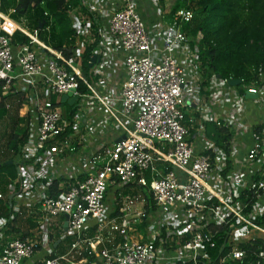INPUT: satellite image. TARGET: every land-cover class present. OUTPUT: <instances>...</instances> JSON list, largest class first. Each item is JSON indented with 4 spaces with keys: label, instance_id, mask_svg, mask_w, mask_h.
I'll return each instance as SVG.
<instances>
[{
    "label": "built area",
    "instance_id": "built-area-1",
    "mask_svg": "<svg viewBox=\"0 0 264 264\" xmlns=\"http://www.w3.org/2000/svg\"><path fill=\"white\" fill-rule=\"evenodd\" d=\"M66 4L75 37L70 58L40 40L39 29L21 27L14 7L0 9L1 96L27 100L18 110L27 136L12 160L15 177L5 174L8 194L0 191V207L10 197L9 215L0 216V264L243 260L241 243L264 235L255 223L264 215V124L250 132L243 154L237 136L227 153L206 138L203 124L215 120L245 131L248 122L235 116L246 94L261 93L264 77L231 86V78L212 75L199 101L197 51L182 30L194 17L191 9H177L166 23L160 6L156 20L144 21L143 0ZM42 22L48 32L52 19ZM16 33L29 44L14 43ZM85 52L95 57L89 73ZM194 107L197 127L188 116ZM19 217L36 223L23 228V237L12 231ZM62 224L64 236H76L65 252L64 237L55 240ZM219 229L228 249L214 258ZM259 258L247 264H264Z\"/></svg>",
    "mask_w": 264,
    "mask_h": 264
},
{
    "label": "trees",
    "instance_id": "trees-1",
    "mask_svg": "<svg viewBox=\"0 0 264 264\" xmlns=\"http://www.w3.org/2000/svg\"><path fill=\"white\" fill-rule=\"evenodd\" d=\"M7 1H0L1 10L9 9L6 5ZM163 1L159 0L161 4ZM172 1L169 16H173L179 8H188L194 13L193 19L182 25V30L197 51L203 77L202 87L208 86V80L212 75L219 78L238 79L243 85L261 83L264 77V0ZM12 7L15 10L12 14L15 20L26 19L30 28L39 29L37 36L40 40L53 49L61 51L65 57H71L69 49L75 37L67 14L66 0H12ZM49 18L52 19V24L48 32L38 27L42 21L47 22ZM199 33L200 37H198ZM13 42L29 44V39L23 34L16 33ZM86 52L82 56L84 71L92 61V57ZM5 96H1L0 84V125L2 126L0 130V160H2L0 191L4 193L2 191L4 188V194H8L9 179L3 176L8 174L10 177H15V165L7 164V162L16 160L27 135L25 127L22 126L24 119L17 115L12 103L9 109L6 108L5 104L10 101V98L5 100ZM203 125L206 138L224 148L228 153L229 140L233 132L227 126L218 125L215 120L206 121ZM228 162V167L231 168L232 160L229 158ZM9 199L10 197L6 196L2 201L0 216L9 215ZM16 222L17 227H13L12 231L21 237H23V228L36 225L31 219L23 220L21 217ZM255 223L264 227V215L256 218ZM222 230L219 229L215 234L216 247L211 251L214 258L228 249L225 236L219 238ZM252 237L253 239L245 244L241 243L240 246L246 250V256L234 264H247L260 259V255H264V235L255 233Z\"/></svg>",
    "mask_w": 264,
    "mask_h": 264
},
{
    "label": "crops",
    "instance_id": "crops-1",
    "mask_svg": "<svg viewBox=\"0 0 264 264\" xmlns=\"http://www.w3.org/2000/svg\"><path fill=\"white\" fill-rule=\"evenodd\" d=\"M153 3V2H152ZM147 9H154L152 8L150 5H146ZM158 8L155 10V13L157 14ZM209 88L210 86H201L200 90H199V95H198V99L199 101H202V99L205 97V95H207V92H209ZM211 91V90H210ZM238 91V95L240 97L241 96V92L239 90ZM224 94H226V92L224 91ZM261 94H263V97L261 96ZM250 96H244V101L242 103V114H237L235 117L237 118V120H240L242 122H248L247 128L244 131L243 128H239L236 129L235 132L232 133L231 138H235L236 136L238 137L237 141H236V147H239L241 150V153L243 154L245 151V147H247L250 143H251V139H250V132L252 130H257V128H259V130L261 129V126L264 124V88L261 90V93L258 95H251ZM214 111H215V116L218 120H221L222 117L224 116L221 112H218L216 109V106H214ZM224 112H228L229 113V108H227ZM188 116L190 118L193 119V126L197 127L201 121V115L198 112V110H196V108H192L189 112H188ZM222 122V121H221ZM0 130H2V126L0 125ZM236 133H241L239 135H237ZM193 141H195V139H192ZM232 159V158H231ZM233 162V160H232Z\"/></svg>",
    "mask_w": 264,
    "mask_h": 264
},
{
    "label": "rangeland",
    "instance_id": "rangeland-1",
    "mask_svg": "<svg viewBox=\"0 0 264 264\" xmlns=\"http://www.w3.org/2000/svg\"><path fill=\"white\" fill-rule=\"evenodd\" d=\"M155 3H156L155 4L156 6L152 3L151 0H143V5H144V8H145L144 9V15L146 16V17H143L144 21H146V18L147 19H151L152 21L153 20H156L157 19V15L155 13V10L157 9V7L160 6V10L162 12H164V14L162 16V21H164L166 23L169 22L172 19V17H173V16H169L168 15L169 12H170L171 6L173 4V1L172 0H164L162 2V4L159 2V6H158L157 2H155ZM6 5L9 7V9H11V7H12V0H8L6 2ZM146 5H150L154 9H147V6ZM2 10L4 12H7L8 11V9H6V10L2 9ZM17 22H18V24L21 27H23V28H25V29H27L29 31L32 30V28L29 27L26 19L17 20ZM46 37H48V36H46ZM89 69H90V66H88L85 69V72L89 73ZM9 96H5V100H8L10 98V101H7V103H9V104L12 103L13 104L14 109H16V112H17V115H18L19 108L22 107L23 105H25L27 103V100L24 99L23 94H19L18 96H14V95H9ZM17 99H19L20 104L17 102ZM25 123H26V120L23 121L22 126H24ZM3 177L5 179L8 178V176H3ZM2 189H3L2 191H4V193H5L4 188H2ZM0 190H1V185H0ZM135 205H136L135 207L137 209H139L141 207V205L139 203H135ZM87 233H89V236H94L95 235V230H93L91 232L88 231ZM63 237H64V239L62 240V243H61L60 247L62 249V252H65L67 250L68 245L70 244V242H72V241H74L76 239V236H74V235H72V236L71 235H65L64 236V226L62 224V229L55 231V240L58 239V238H63Z\"/></svg>",
    "mask_w": 264,
    "mask_h": 264
},
{
    "label": "water",
    "instance_id": "water-1",
    "mask_svg": "<svg viewBox=\"0 0 264 264\" xmlns=\"http://www.w3.org/2000/svg\"><path fill=\"white\" fill-rule=\"evenodd\" d=\"M43 23V22H42ZM42 23L39 24V28L42 27ZM95 57L93 56L92 57V60H94ZM231 86H237L241 83V80H238V79H230L229 82H228ZM247 96H250L249 94H247ZM67 95H64L62 96V100L64 101L66 99ZM74 100V98L70 99L69 102L71 103L72 101ZM123 137H125V135H123L122 137H119L116 141H119L120 139H122ZM12 163V160H9L7 162V164H11ZM66 225V223L64 224V226Z\"/></svg>",
    "mask_w": 264,
    "mask_h": 264
}]
</instances>
